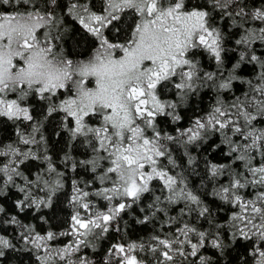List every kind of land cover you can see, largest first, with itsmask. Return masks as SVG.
Masks as SVG:
<instances>
[{
	"label": "snow or ice",
	"instance_id": "snow-or-ice-1",
	"mask_svg": "<svg viewBox=\"0 0 264 264\" xmlns=\"http://www.w3.org/2000/svg\"><path fill=\"white\" fill-rule=\"evenodd\" d=\"M0 264H264V0H0Z\"/></svg>",
	"mask_w": 264,
	"mask_h": 264
}]
</instances>
